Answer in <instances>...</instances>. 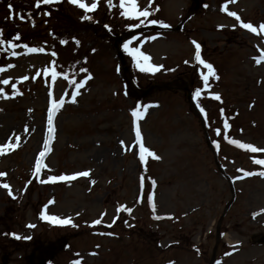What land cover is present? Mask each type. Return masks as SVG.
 <instances>
[{
	"label": "rangeland",
	"instance_id": "rangeland-1",
	"mask_svg": "<svg viewBox=\"0 0 264 264\" xmlns=\"http://www.w3.org/2000/svg\"><path fill=\"white\" fill-rule=\"evenodd\" d=\"M99 1L104 6L86 20L68 0L39 7L36 0H0V81H9L0 83V145H17L0 154V172L6 174L0 184L7 183L12 192L10 196L0 187V264H40L38 253L63 246L64 240L67 248L58 250L49 264H210L213 258V264H264V243L257 242L264 235V176L258 174L264 166L253 162L264 159V152L228 143L236 139L264 149V60L254 59L264 55L259 29L264 0H198L199 7L182 26L193 0H152L150 7L149 0H137L140 9L149 8L148 20L169 25L162 27L165 31L137 33L120 46L124 51V43L131 41L130 47L159 67L141 72L124 51L142 89L168 88L140 97L126 86L114 43L129 30L155 25L147 20L140 24L143 17L121 16L114 5L119 0H112V7ZM228 11L257 32L240 27ZM9 40L15 48L8 47ZM192 41L201 45L202 59L219 77H210L208 88L200 78L207 70L195 61ZM23 45L44 51L29 53ZM53 68L62 73L55 80ZM64 74L76 82L86 75L91 79L77 90ZM197 89L201 95L194 99ZM72 91L79 92L75 103L70 102ZM49 92L51 100H65L53 114L51 139ZM133 110L143 113L135 127L159 159L146 157L141 164ZM45 140L50 151L37 176L35 162ZM220 168L233 183V201ZM82 171L90 175L48 181L49 176ZM244 171L256 174L244 176ZM42 210L70 218L72 224L42 220ZM97 219L101 223L93 225Z\"/></svg>",
	"mask_w": 264,
	"mask_h": 264
},
{
	"label": "snow or ice",
	"instance_id": "snow-or-ice-1",
	"mask_svg": "<svg viewBox=\"0 0 264 264\" xmlns=\"http://www.w3.org/2000/svg\"><path fill=\"white\" fill-rule=\"evenodd\" d=\"M59 0H36V4L34 5L35 7H39L40 4H44V5H48V4H52V3H58ZM69 3L76 5L77 7H79L80 9L84 10L85 15L82 16V19H86V20H91L92 17L87 15V13L94 11L97 8V4H98V0H92L91 4H88L85 2V0H68ZM232 3L235 2V0H231ZM106 3L109 5V7L113 6L112 0H106ZM152 3V0H149V7ZM12 6L9 5V8H11ZM118 7L121 9L120 15L130 19V20H134V19H138L140 17H143L144 19L140 20V24H143L145 22V20H147L148 23L156 25V24H160L161 27H169V25L164 24L161 21H158L156 19H150L148 20L147 18L150 16V11L148 7H145L144 9H140L138 6V2L137 0H119L118 3ZM155 11V10H153ZM221 11H226V5H222L221 6ZM48 12H44V15H48ZM227 14L231 17H235V19L240 22V27L247 29L253 33L257 32V28L254 27L251 23L248 22H242L240 21V17L238 16V14L234 11H228ZM134 27H138L139 25H133ZM105 27L107 28L108 26L105 25ZM222 27V26H219ZM259 29L261 32H264V23H261L259 25ZM154 37H150L149 39H152ZM17 39H19V37H17ZM75 39V38H73ZM135 39V37L133 38ZM4 41H0V44H2ZM61 44H65L67 43L66 40L61 39L60 40ZM76 43L78 44L79 41H76ZM131 41H127L124 43L123 48L124 51L127 52L132 59L135 61L137 68L141 71V72H155L159 70V67L157 66H153L151 64L148 63L150 57L146 54H144L143 52L140 51L139 48H135V47H130ZM192 44L194 45V59L195 61L201 65L204 69H206V73L201 75V80L204 83L205 88L209 87V78H215L218 79L219 77L216 74V71L213 67V65L211 63L206 62L205 60L202 59L201 56V45L199 43H197L196 41H192ZM8 47L9 48H15L16 45L13 44L10 40L8 41ZM23 47H25L27 49V51L29 53L32 52H39V51H44L43 48H38V47H28L27 45H23ZM94 51V50H93ZM12 55H17L16 52H13ZM53 56L56 55L55 52L52 53ZM257 63L260 62V60H264V55H262L259 58H255ZM141 61H143V63H141ZM187 63V62H186ZM9 67H12V65H9ZM0 71H4L3 68H0ZM80 72L83 73H87L88 70L86 68H80L79 69ZM45 75L49 74V69L45 68L43 70ZM62 75V73L57 72L55 70V68L51 69V77L53 80H55L58 76ZM28 77H24V79H27ZM64 79L68 81L69 84L74 85L75 89H80L84 86L85 82L87 79H91L90 75H86L84 79L79 80V82H76L74 79L73 80H69L68 76L66 74H64ZM0 83L3 84H8L9 81L7 79L0 81ZM13 90H15L16 85L13 84L12 85ZM3 90L0 89V93H2ZM71 95V101L72 103L76 102V97L77 95H79L78 91H72L70 93ZM201 95L200 89H197L196 92L194 93V99L199 97ZM49 97H50V107L48 109V119H47V124H48V133H49V139H51L52 133L54 131L53 129V114L58 111L62 105L65 103L64 97L61 96L59 100H51L52 97V93L49 92ZM214 99L219 100L220 96L219 94H215ZM139 107V106H137ZM145 109H147L149 106L148 105H144L143 106ZM201 111L203 112L204 110L201 108ZM131 115L134 118L133 124H134V130H135V139H136V143L139 145V160L141 162V164H143L145 162L146 157H152L153 159H159V157L153 152L151 151L148 147H146L143 143H142V136H141V132L139 130L138 127H135V122L138 119H142L143 118V113L137 110H133ZM229 125L228 123L224 124V129H228ZM219 129L217 130V134H219ZM20 138L16 137V140L18 141ZM225 139H227V136L225 137ZM48 143L49 140H45L44 142V151H42L39 155V157H37L36 162H35V171H34V175H39L41 169L43 167H45V165L42 163V158L44 157V155L50 151L49 147H48ZM228 143L237 146L238 148L241 149H246L249 150L252 153H257V152H264V149H259L257 147H254L251 144L248 143H242L239 140L236 139H228ZM121 144L123 145V141H121ZM17 145L16 144H11V143H4L2 145H0V154H4L6 150L9 149H14ZM256 165H262L264 166V159H254L253 161ZM238 171H243V170H238ZM244 176H250V175H254L256 173L253 172H248V171H244ZM261 176H264V172H260L258 173ZM6 174L3 172H0V177L5 176ZM90 175V173L88 171H82V172H77L73 175H59V176H49L48 177V181L51 182H56V181H71V180H75L77 177L79 176H84V177H88ZM42 183L45 181H41ZM92 183H95V181H92ZM154 181H153V185H154ZM0 187H3L5 189H8V194L10 196H12V192L10 189V186L7 183H3L0 184ZM15 198V197H13ZM149 202H152V196L150 195L148 197ZM49 204L53 203V201H49ZM46 207V206H45ZM128 211L130 212L131 209H128ZM264 211V210H262ZM258 213H254L253 215H257ZM40 219L42 220H47L53 224H57V225H68V224H72V221L70 218H59L53 215H48L46 214V211L42 210L40 212ZM156 219H159V217H154ZM101 220L97 219L92 221L93 225H97L100 224ZM73 227H75L76 225H72ZM27 227L32 228L35 227L34 225H27ZM108 227H111V224L108 225ZM108 235H112V233H107ZM11 235L14 236V238L16 239H30V237L24 236L21 237L19 235H16L15 233H12ZM95 254V253H93ZM73 264H80L79 261H74ZM217 264H219V261L217 262Z\"/></svg>",
	"mask_w": 264,
	"mask_h": 264
},
{
	"label": "water",
	"instance_id": "water-1",
	"mask_svg": "<svg viewBox=\"0 0 264 264\" xmlns=\"http://www.w3.org/2000/svg\"><path fill=\"white\" fill-rule=\"evenodd\" d=\"M196 2H197V0H195ZM122 38H119L118 40H117V42L115 43V45L116 46H118V42L121 40ZM119 57H120V60H121V62H122V64L123 65H125V60H124V57H123V53H122V51H119ZM124 71H125V73H127L128 72V69L126 68V67H124ZM128 83H131V81L128 79ZM132 86H134V85H132ZM131 86V87H132ZM132 88H134V87H132ZM150 91V89L148 90V91H140V93L141 94H146V93H148ZM134 93L135 94H139L138 93V91L135 89L134 90ZM54 249L55 248H49L47 251H44L43 252V255L44 256H49V255H51L53 252H54Z\"/></svg>",
	"mask_w": 264,
	"mask_h": 264
}]
</instances>
